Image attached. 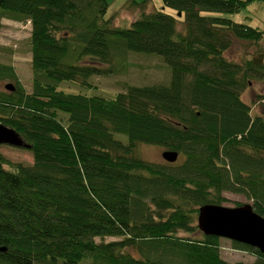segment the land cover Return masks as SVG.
<instances>
[{"label": "trees", "instance_id": "obj_1", "mask_svg": "<svg viewBox=\"0 0 264 264\" xmlns=\"http://www.w3.org/2000/svg\"><path fill=\"white\" fill-rule=\"evenodd\" d=\"M152 1H132L141 16L125 28L107 17L111 0H0V37L3 19L31 25L33 76L27 91L0 62V81L15 87L0 92V123L34 159L0 151V264H229L221 238L199 230V208L231 192L264 217V116L242 98L264 56H226L234 39L264 40L228 17L264 0H163L146 11ZM130 52L161 57L170 83L111 97L60 88L97 89L91 78L118 73ZM140 144L179 159L144 161ZM233 245L264 264L259 250Z\"/></svg>", "mask_w": 264, "mask_h": 264}, {"label": "rangeland", "instance_id": "obj_2", "mask_svg": "<svg viewBox=\"0 0 264 264\" xmlns=\"http://www.w3.org/2000/svg\"><path fill=\"white\" fill-rule=\"evenodd\" d=\"M132 1L141 2L142 0H111L112 5L109 8L107 17L111 16L114 26L129 28L135 19L140 18L141 9L132 5ZM163 7V0H153L146 11L159 10ZM165 12L173 16L176 15V12L170 8H165ZM228 17L236 22L250 24L260 30H264V1H258L241 13L228 15ZM2 23L0 62L12 65L23 87L30 91L33 77L31 25L8 19H3ZM261 55L264 56V40L256 44L237 39H234L231 50L226 54L228 59L236 63L259 58ZM118 56V60L114 65V68L119 71L118 73L113 70V73L91 78L90 82L97 89L69 86L67 84H61L60 88L67 89L69 92L111 97L115 92H125L128 84L137 86L168 85L171 81L170 68L157 55L130 52L127 58L125 54ZM0 83V92H7L4 85L11 82L0 81ZM261 96H264V75L261 76V79H252L250 87L242 96L243 100L252 106L253 114L264 116ZM0 151L14 163L32 165L34 162L33 155L26 149L2 145ZM164 151L165 149L157 145L140 144L137 148L136 156L147 162L166 164L162 157ZM223 196L225 201L222 206L233 208L250 204L254 208L253 200L245 195L225 192ZM179 236L187 237L184 233H180ZM116 240H119V238H106L107 242ZM220 245L221 257L229 264H253L257 259L252 252L235 248L230 240L221 239Z\"/></svg>", "mask_w": 264, "mask_h": 264}, {"label": "water", "instance_id": "obj_3", "mask_svg": "<svg viewBox=\"0 0 264 264\" xmlns=\"http://www.w3.org/2000/svg\"><path fill=\"white\" fill-rule=\"evenodd\" d=\"M9 91H14L12 83L5 85ZM7 145L16 148L29 149L21 136L12 128L0 123V146ZM163 159L174 164L179 159V153L164 151ZM198 228L205 236L227 239L259 250L264 255V217L258 214L250 204L239 207L222 205H204L199 208ZM6 251V248H0Z\"/></svg>", "mask_w": 264, "mask_h": 264}, {"label": "flooded vegetation", "instance_id": "obj_4", "mask_svg": "<svg viewBox=\"0 0 264 264\" xmlns=\"http://www.w3.org/2000/svg\"><path fill=\"white\" fill-rule=\"evenodd\" d=\"M1 84V83H0ZM4 85V84H3ZM4 87H5V85H4ZM6 89V88H5Z\"/></svg>", "mask_w": 264, "mask_h": 264}, {"label": "bare ground", "instance_id": "obj_5", "mask_svg": "<svg viewBox=\"0 0 264 264\" xmlns=\"http://www.w3.org/2000/svg\"><path fill=\"white\" fill-rule=\"evenodd\" d=\"M7 90V89H6Z\"/></svg>", "mask_w": 264, "mask_h": 264}]
</instances>
